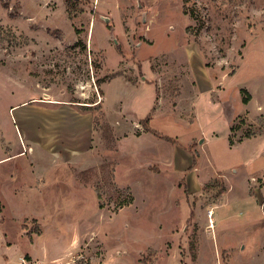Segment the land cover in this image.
I'll return each mask as SVG.
<instances>
[{"label":"rangeland","instance_id":"obj_1","mask_svg":"<svg viewBox=\"0 0 264 264\" xmlns=\"http://www.w3.org/2000/svg\"><path fill=\"white\" fill-rule=\"evenodd\" d=\"M118 1L0 0V264H233L264 0Z\"/></svg>","mask_w":264,"mask_h":264},{"label":"crops","instance_id":"obj_2","mask_svg":"<svg viewBox=\"0 0 264 264\" xmlns=\"http://www.w3.org/2000/svg\"><path fill=\"white\" fill-rule=\"evenodd\" d=\"M97 1L99 7H101L99 4L101 3V0ZM111 5H113L111 2H107L102 6V8L104 7V11L107 12L105 18L108 20H111V17L109 16V11L113 9V6ZM115 6V9L119 11L120 16L124 17L122 27H124L125 30V11H127L125 0H119ZM93 25H95V19ZM116 27L117 26L115 25L112 26L114 35L115 33H118ZM260 139L261 141H259ZM255 140H258L259 142H256ZM259 144H264V133H259L251 138H247L245 141L237 145V149L243 153L242 155L245 156L247 162H245L246 164L242 163L240 165L241 173L244 176L242 179L243 195L240 196V201L244 202L246 210L239 215L237 213L231 215L224 213L222 220L227 222L234 219V224L237 225V228L241 231L236 238L235 247L231 248L234 249L230 253L233 258V264H264V198H262V200H259L260 198L257 199V194H259V192L255 190L256 194L251 193L248 186V182L249 180L251 181L252 177H260L264 175V145L259 149ZM234 171H237V169ZM255 185L257 184L255 183ZM224 201H226V198ZM229 225L231 224L226 225L225 230H228L227 227H229ZM226 236L227 235L223 236L220 245L221 247L223 246L224 249L229 246L225 240Z\"/></svg>","mask_w":264,"mask_h":264},{"label":"built area","instance_id":"obj_3","mask_svg":"<svg viewBox=\"0 0 264 264\" xmlns=\"http://www.w3.org/2000/svg\"><path fill=\"white\" fill-rule=\"evenodd\" d=\"M253 182H255L256 184L259 185H264V175L260 176V177H252L251 178Z\"/></svg>","mask_w":264,"mask_h":264},{"label":"bare ground","instance_id":"obj_4","mask_svg":"<svg viewBox=\"0 0 264 264\" xmlns=\"http://www.w3.org/2000/svg\"><path fill=\"white\" fill-rule=\"evenodd\" d=\"M212 213H213V211H210V213H209V214H210V216L212 215ZM208 227H210V228L212 227V222H211V219H210V223H209V226H208Z\"/></svg>","mask_w":264,"mask_h":264},{"label":"trees","instance_id":"obj_5","mask_svg":"<svg viewBox=\"0 0 264 264\" xmlns=\"http://www.w3.org/2000/svg\"><path fill=\"white\" fill-rule=\"evenodd\" d=\"M250 100V98L249 97H247V98H245V102L247 103L248 101Z\"/></svg>","mask_w":264,"mask_h":264}]
</instances>
